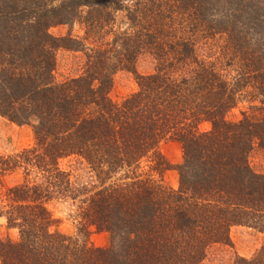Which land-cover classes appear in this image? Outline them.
I'll list each match as a JSON object with an SVG mask.
<instances>
[{"label": "trees", "instance_id": "1", "mask_svg": "<svg viewBox=\"0 0 264 264\" xmlns=\"http://www.w3.org/2000/svg\"><path fill=\"white\" fill-rule=\"evenodd\" d=\"M75 23L81 38L50 33ZM201 45L217 51L203 57ZM59 49L84 54L80 74L56 79ZM144 55L155 62L148 75L136 70ZM119 71L139 89L115 102ZM0 115L30 125L35 140L0 156V185L25 175L0 202L18 231L0 238V264H204L232 245L234 226L263 243L232 264H264V174L249 163L264 149V0H0ZM166 141L181 145L179 165L161 152ZM70 157L89 181L62 170ZM173 169L177 189L165 182ZM51 200L75 206L76 238L52 230ZM92 228L110 234L108 248L89 244Z\"/></svg>", "mask_w": 264, "mask_h": 264}, {"label": "rangeland", "instance_id": "2", "mask_svg": "<svg viewBox=\"0 0 264 264\" xmlns=\"http://www.w3.org/2000/svg\"><path fill=\"white\" fill-rule=\"evenodd\" d=\"M55 37H63L71 34L74 37L81 38L85 34V29L78 23L72 25H61L50 30ZM216 50H209L208 46L201 45L199 53L203 57L214 56ZM213 58V57H212ZM85 56L82 52L68 51L59 49L56 52V69L54 75L58 81L74 77L83 70ZM155 62L149 55L141 56L136 63V70L141 75H148L154 72ZM224 68V67H223ZM139 89L136 75L129 71H119L114 76L113 87L110 97L115 102H121L126 97L137 92ZM249 104L240 103L228 115L227 120L237 121L246 111ZM201 129L207 131L210 129L209 123L201 125ZM34 134L30 125H18L10 122L0 115V156L7 158L21 153L25 149L34 146ZM161 152L167 158L171 165L176 166L183 161L182 147L178 142L166 141L161 144ZM251 169L257 174H264V149L257 146L249 156ZM62 170L71 174L73 182L83 183L90 179V173L85 163L80 162L76 157H70L61 160ZM25 175L23 169H16L7 173L2 178L0 185V202L6 206V190L14 185L24 182ZM165 182L177 189L179 185V176L176 170H170L165 174ZM51 212L55 225L52 230L58 231L69 238H76L78 234V220H76V208L71 202L51 200L47 204ZM18 239V231L8 229L5 217H0V238ZM231 246H216L204 264H232L236 256L250 258L253 257L261 248L263 235L246 226H234L230 230ZM91 246L95 248H108L111 244L110 234L107 232L91 229L88 239Z\"/></svg>", "mask_w": 264, "mask_h": 264}]
</instances>
